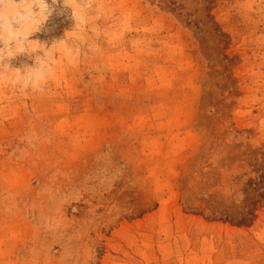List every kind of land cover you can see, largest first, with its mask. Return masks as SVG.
Wrapping results in <instances>:
<instances>
[{"label": "rangeland", "instance_id": "obj_1", "mask_svg": "<svg viewBox=\"0 0 264 264\" xmlns=\"http://www.w3.org/2000/svg\"><path fill=\"white\" fill-rule=\"evenodd\" d=\"M74 43L0 83V264H264V0H96Z\"/></svg>", "mask_w": 264, "mask_h": 264}, {"label": "clouds", "instance_id": "obj_2", "mask_svg": "<svg viewBox=\"0 0 264 264\" xmlns=\"http://www.w3.org/2000/svg\"><path fill=\"white\" fill-rule=\"evenodd\" d=\"M95 4L96 0H0V83L7 78L21 94H43L61 60L76 61L81 56L82 49L74 41L81 39ZM65 10L75 21L72 31L50 44L32 39L54 13ZM88 48L94 50L95 45ZM22 56L32 63L13 67L12 62Z\"/></svg>", "mask_w": 264, "mask_h": 264}]
</instances>
